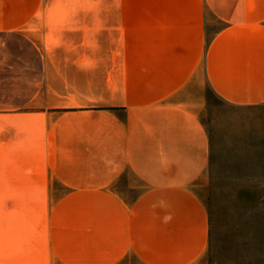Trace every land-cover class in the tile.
<instances>
[{"label": "crops", "instance_id": "obj_1", "mask_svg": "<svg viewBox=\"0 0 264 264\" xmlns=\"http://www.w3.org/2000/svg\"><path fill=\"white\" fill-rule=\"evenodd\" d=\"M118 1L61 23L45 0H0L3 130L18 118L41 149L28 177L67 188L0 234V264H210L194 189L210 137L182 96L202 71L225 102L264 103V0Z\"/></svg>", "mask_w": 264, "mask_h": 264}, {"label": "rangeland", "instance_id": "obj_2", "mask_svg": "<svg viewBox=\"0 0 264 264\" xmlns=\"http://www.w3.org/2000/svg\"><path fill=\"white\" fill-rule=\"evenodd\" d=\"M132 4L118 0H45L44 8L59 13L63 23L67 19L63 18L64 11L130 9ZM182 97L205 125L211 144L209 169L194 186L211 219L205 260L210 264H264V103L241 106L225 102L202 71ZM1 118L0 234L8 235L17 231L21 218L44 220L67 188L57 179L28 177L42 168L38 160L41 149L34 141L28 147L20 145L18 118L13 115L8 120L13 122L8 123L11 132L3 130ZM4 132L9 135L7 139ZM42 183L43 187L48 184L46 193L38 191ZM10 244L1 240L0 248L8 249Z\"/></svg>", "mask_w": 264, "mask_h": 264}]
</instances>
